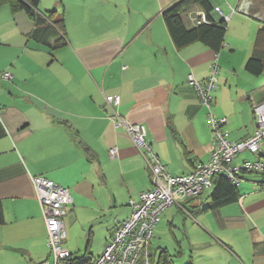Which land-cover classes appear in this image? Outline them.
Here are the masks:
<instances>
[{"label":"crops","instance_id":"crops-1","mask_svg":"<svg viewBox=\"0 0 264 264\" xmlns=\"http://www.w3.org/2000/svg\"><path fill=\"white\" fill-rule=\"evenodd\" d=\"M177 1L39 0L36 10L52 12L65 32L64 40L46 44L33 37L40 25L31 14L0 5V264L50 258L34 176L69 188L64 245L90 263L103 252L94 247L104 249L129 217L130 199L153 186L144 152L115 126L106 96L119 95L117 111L146 126L147 141L173 174L210 160V114L227 117L223 128L232 140L256 134L254 107L264 102V43L255 52L261 33L264 39V0H210L211 23L229 16L218 50L200 40L175 43L163 12ZM183 20L188 28L209 22L196 3ZM254 53L263 64L259 73L247 66ZM7 70L12 79L2 77ZM190 74L217 84L210 108ZM210 192L176 204L198 228L188 236L192 264H264L261 175H246L234 203L212 207Z\"/></svg>","mask_w":264,"mask_h":264},{"label":"built area","instance_id":"built-area-1","mask_svg":"<svg viewBox=\"0 0 264 264\" xmlns=\"http://www.w3.org/2000/svg\"><path fill=\"white\" fill-rule=\"evenodd\" d=\"M224 18L227 20L229 16ZM2 77L12 79L13 73L7 70L3 72ZM188 81L196 89L200 101L210 108L214 101L213 93L217 88L213 78L197 79L190 74ZM106 100L113 108L110 118L115 126L123 128L134 144L144 152L153 186L143 190L138 200L130 199L129 217L114 231L105 243L103 252L92 264H153L150 245L155 227L166 209L211 188L213 177L217 174H222L239 184L245 171L264 170V160L260 157V150L264 144V102L254 107L256 134L241 140L229 138V133L223 128L228 121L227 117L217 118L210 114L208 121L215 142L210 160L198 163L189 173L173 174L147 141L146 126L131 122L117 111L121 102L120 96L108 95ZM243 152H249L256 157H244L237 161ZM110 154L116 156L118 148H111ZM33 183L46 222L47 244L50 249V258L39 264H63V260L71 255L70 250L64 245L67 238L64 218L73 202L71 192L66 186L43 176H34Z\"/></svg>","mask_w":264,"mask_h":264},{"label":"trees","instance_id":"trees-1","mask_svg":"<svg viewBox=\"0 0 264 264\" xmlns=\"http://www.w3.org/2000/svg\"><path fill=\"white\" fill-rule=\"evenodd\" d=\"M9 3L14 10L24 9L31 14L36 23L40 27L34 32L33 37L43 43H48L52 37H59L60 40H64L65 32L62 24V20L51 21L52 12L48 15L40 14L36 8L39 4V0H0V5ZM199 4L206 12V17L209 22H203L193 28H188L183 20V13L192 4ZM213 7L210 0H178L169 6L164 12L163 17L167 27L171 33L172 38L178 46H183L196 40H200L203 43L219 49L223 43L226 29V20L220 21L218 24L211 23L213 18L211 17V11ZM264 43L262 33L257 40V46L255 52H258L259 48ZM248 69L254 73H259L263 69L261 59L254 53L253 57L248 62ZM260 174L261 183L264 185V170L262 171H245L243 179L248 174ZM239 184H236L232 179L217 174L213 177V185L211 187L210 196L213 200L212 207H220L234 203L239 200ZM203 192V191H202ZM201 192V193H202ZM200 193V194H201ZM151 259L153 264H174L171 256L166 250H162L158 256H154L151 251ZM63 264H92L89 262L87 255L75 256L71 253L70 256L63 260Z\"/></svg>","mask_w":264,"mask_h":264},{"label":"rangeland","instance_id":"rangeland-1","mask_svg":"<svg viewBox=\"0 0 264 264\" xmlns=\"http://www.w3.org/2000/svg\"><path fill=\"white\" fill-rule=\"evenodd\" d=\"M248 157L255 158L256 155ZM262 159L264 160V156ZM194 230L198 228L192 224L189 214L173 205L164 211L161 221L155 227L150 248L154 253L166 250L174 264H192L194 256L191 258L192 253L190 254L188 249L189 241L193 240L188 236H194ZM94 248L95 251L103 250V246L96 245Z\"/></svg>","mask_w":264,"mask_h":264}]
</instances>
